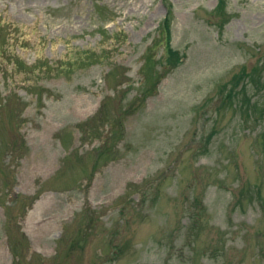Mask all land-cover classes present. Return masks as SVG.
Returning a JSON list of instances; mask_svg holds the SVG:
<instances>
[{
	"label": "rangeland",
	"instance_id": "374dc122",
	"mask_svg": "<svg viewBox=\"0 0 264 264\" xmlns=\"http://www.w3.org/2000/svg\"><path fill=\"white\" fill-rule=\"evenodd\" d=\"M0 264H264V0H0Z\"/></svg>",
	"mask_w": 264,
	"mask_h": 264
}]
</instances>
